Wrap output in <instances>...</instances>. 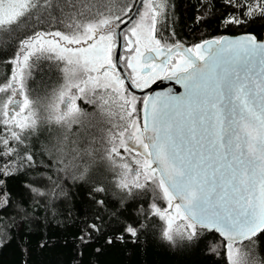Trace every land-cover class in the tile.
<instances>
[{
    "label": "snow or ice",
    "instance_id": "6c2138e0",
    "mask_svg": "<svg viewBox=\"0 0 264 264\" xmlns=\"http://www.w3.org/2000/svg\"><path fill=\"white\" fill-rule=\"evenodd\" d=\"M141 3L145 11L130 30L137 45L135 56L127 60V67L135 74L133 83L147 87L161 74L170 73L168 78H175L185 88L184 97L145 99L142 128L134 115L136 98L123 94L124 82L115 74L118 60L113 62L112 51L114 33L124 23L120 15L107 13L99 0H0V42H6L40 12L47 14L49 23L72 22L66 25V32L34 31L20 40L18 51L9 61L15 65L13 74L0 84V93L8 94L0 100V116L5 118L0 124L7 133L0 135V158L19 157L21 167H36L29 151L21 156L18 150L25 144V130L34 132L40 119L36 112L39 102L30 98L25 89V68H31L29 61L33 57L63 62V66L57 63L56 67L69 82L59 93V104L64 107L60 110L56 106L55 121L74 119L80 111L77 93L84 94L89 86L93 91L103 88L113 94L120 100L128 120L118 139L113 137L117 142H110L111 147L104 149L105 156L111 160L112 154L120 155L119 148H123L142 157L135 159L138 169H129L126 163L122 167L135 177L132 187L147 190L148 181H154L159 189L156 198L162 196L167 201L168 208L164 210L152 205V215L166 221L163 239L175 245L177 238L195 242L204 232H217L228 241L229 261L235 264L233 246L245 240L255 245V238L264 233V39L245 34L237 39L205 40L191 47L179 42L162 46L153 33L166 0ZM225 4L247 11L242 16L229 13L222 17L224 25L244 24L257 16L264 18V0H225ZM206 16L207 13L197 16L196 22H202ZM145 39L148 44H144ZM128 43L131 45L132 41ZM141 45H151L150 53L156 56L144 55ZM161 56L163 59L157 64L156 58ZM74 70L86 75V79L75 82ZM138 80L143 83H137ZM94 143L89 140L81 146L74 142L70 155L66 153L52 161L48 167L54 168L56 179L42 169L39 180L48 181L49 185L40 187L33 181L21 187L34 199L56 195L59 173L69 167H82L79 178L88 174L90 164L81 166L77 160L91 158L99 151ZM19 170L11 160L0 165V210L11 204L7 178ZM141 175L144 183L139 182ZM120 187L130 191L127 183ZM94 191L104 189L101 186ZM22 203L23 196L17 211L26 215ZM97 203L102 205L103 201ZM177 221L180 223L176 224ZM124 231L136 237L138 228L127 225ZM81 241L87 243V236H81Z\"/></svg>",
    "mask_w": 264,
    "mask_h": 264
},
{
    "label": "trees",
    "instance_id": "16d2710c",
    "mask_svg": "<svg viewBox=\"0 0 264 264\" xmlns=\"http://www.w3.org/2000/svg\"><path fill=\"white\" fill-rule=\"evenodd\" d=\"M137 2L99 0L107 13L120 15L123 21L130 17ZM253 2L248 0V3ZM144 9L142 5L136 19L123 33L127 34L128 29L140 20ZM244 11L247 9L228 7L225 0H166L164 13L157 17L153 37L163 46L177 42L197 44L242 34H255L262 39L264 18L260 16L239 25L222 23V17L227 14L242 16ZM205 13L206 18L197 23L196 17ZM71 23H49L47 14L40 12L27 24H22L6 42H0V84L13 74L15 65L9 61L18 51L20 40L34 31L66 32V25ZM57 63L63 66V62L55 59L33 57L29 61L31 68H25V89L30 98L39 102L36 112L40 119L34 132L25 130V144L18 150L21 156L25 150L29 151L36 167H21L19 157L0 158V165L11 160L12 166L20 169L6 181L11 204L0 210V264H230L228 242L214 231L204 232L195 242L177 238L173 245L163 239L166 221L152 215V205L164 210L168 208L167 201L162 196L156 198L159 189L154 181H148L147 190L132 187L135 177L122 165L126 163L129 169L136 170L135 159H142L140 156L119 148L120 155L112 154L111 160L106 158L104 149L116 143L113 137L118 139V136L111 132L113 120L105 113L101 114L99 109L95 114L91 108L86 106L83 110L79 105L80 111L71 122L55 121L59 93L62 85L68 82L65 74L56 67ZM29 71L31 75H28ZM7 95L0 93V100ZM50 115L52 119H49ZM2 119L5 118L0 116ZM6 134L5 126L0 124V135ZM89 140L95 141L94 147L99 151L91 158L77 160L81 166L90 164L84 178H79L82 167L79 170L69 167L59 173V187L54 189L56 195L47 199H34L21 187L23 183L33 181L40 187L49 185L48 181L39 180L41 170L56 179L54 168L48 167L52 161L66 153L70 155L74 142L83 146ZM139 182L144 183L142 175ZM122 183H127L130 191L120 187ZM101 186L104 191H94ZM21 196L26 215L17 211ZM97 201H103V204ZM141 224L144 227L140 228ZM90 225L96 228L91 229ZM127 225L138 228L136 237L124 231ZM173 227L175 229L176 225ZM198 231L202 230L198 228ZM81 236H87V243L81 241ZM255 239V245L246 241L233 246L235 264H264V233ZM213 247L214 252L210 251Z\"/></svg>",
    "mask_w": 264,
    "mask_h": 264
},
{
    "label": "flooded vegetation",
    "instance_id": "af4514ba",
    "mask_svg": "<svg viewBox=\"0 0 264 264\" xmlns=\"http://www.w3.org/2000/svg\"><path fill=\"white\" fill-rule=\"evenodd\" d=\"M130 26V25H129ZM128 26V27H129ZM127 27V28H128ZM115 36V50L112 51V56H113V62L116 63V50H117V39H116V34L114 33ZM127 37V39L125 38ZM122 38H123V51L121 54V58H120V64L121 67L124 71V73L126 74V76L128 77V79L130 80V82L132 83V85L138 89V90H145L147 88H149L150 86H152L156 81L162 80V79H167L170 76V73H163L161 74L159 77H157L156 79L152 80L149 82L147 87H137L134 83L133 80L135 79V74L132 72V69L127 67V60L129 57L135 56V52L133 51V48L135 47V41L133 40V38L122 32ZM131 40L132 44L129 45L128 41ZM183 44L185 47H191L194 44ZM75 47V46H73ZM150 52L149 49H146L144 52H142L144 55H149L148 53ZM152 56H156V54L154 52H152ZM163 57H157L156 58V63L159 64L160 60H162ZM74 80L75 82H81L83 79H86V75L82 74L79 72V70H74ZM115 74L119 75L121 77V79L123 80V94H125V96H127L128 98H132L135 97L137 104V113H135V116H138V123L140 124L141 128H142V107H143V101L146 99V96H137L135 94H133L129 88L128 85L126 84L124 75L120 72L118 66L115 69ZM93 76L96 75V73H92ZM69 82V81H68ZM65 82L63 85H65ZM137 83L142 84L143 81L142 80H138ZM62 85V86H63ZM73 92H76L75 89H73ZM77 100H76V104L77 107L79 108V105L81 108H83V110L87 109V107L91 108V110L94 111L95 114H97V111L100 109L101 114L105 113V116L111 118L113 120V127H111V132L114 133V135L119 136V131L122 130L126 124H127V120L128 117H124V119H121L123 112L122 111V107L118 110H114L115 108V103L117 102L114 98L115 96L113 94H111L110 92H106L103 88H97L95 89V91L92 90V87L89 86L88 88L85 89V93L84 94H79L77 93ZM116 101V102H115ZM111 104V106L109 107V105ZM117 104H119V102H117ZM83 106V107H82ZM87 106V107H86ZM58 107L60 110H63V105L59 104L58 102ZM111 115H109V114ZM112 113H116V115H113Z\"/></svg>",
    "mask_w": 264,
    "mask_h": 264
},
{
    "label": "water",
    "instance_id": "95a60500",
    "mask_svg": "<svg viewBox=\"0 0 264 264\" xmlns=\"http://www.w3.org/2000/svg\"><path fill=\"white\" fill-rule=\"evenodd\" d=\"M142 8V3L141 0H138L132 14L130 15L129 18H131V20L126 19L124 21V23H122L120 25V28L116 29L115 34L119 33V35H116V39H117V50H116V63L117 66L120 70V72L124 75L126 84L128 85L129 90L137 95V96H146V99H156V98H167V97H184L185 96V88L181 83H178L177 80L175 78H167V79H162L159 81H156L152 86H150L149 88L145 89V90H138L136 89L132 83L130 82V80L128 79V77L126 76V74L124 73L121 64H120V58H121V54L123 51V38H122V32L124 29H126L129 25L132 24V22L136 19V17L138 16L140 10ZM126 25V26H125ZM245 34L242 35H238V36H223L229 39H237L241 36H244ZM264 39V36L263 38ZM148 54H152V52L148 53ZM142 127H143V107H142ZM179 202V201H176ZM217 233V232H216ZM222 239H224L226 242H228L226 240V238H224L223 236H221L219 233H217ZM247 240L243 241L246 242ZM241 242V243H243ZM238 244V243H237Z\"/></svg>",
    "mask_w": 264,
    "mask_h": 264
},
{
    "label": "rangeland",
    "instance_id": "374dc122",
    "mask_svg": "<svg viewBox=\"0 0 264 264\" xmlns=\"http://www.w3.org/2000/svg\"><path fill=\"white\" fill-rule=\"evenodd\" d=\"M144 11H145V9L143 10V12H142V15H143V13H144ZM139 22V21H138ZM136 24H134L133 26H131L129 29H128V31H127V34L128 35H130L132 38H133V40L135 41L136 40V38L135 37H133L132 35H131V28L132 27H134ZM115 37V36H114ZM115 41H114V44H113V49L115 48ZM144 44H148V41L145 39L144 40ZM162 45V44H161ZM163 46V45H162ZM137 47V45H136V43H135V47L133 48V51L135 52V48ZM150 48H151V45H148V47H145V46H143V45H141V52H144L146 49H149L150 50ZM125 95V94H124ZM21 99H22V97H21ZM117 102H119V104H117V102L115 103L116 105H115V108H114V110H118L119 111V109L121 108V102H120V100L118 99V98H116L115 99ZM111 106V104L109 105V107ZM121 112H123V115H122V117H123V119H124V117L126 116L125 115V112H124V110L122 109V111ZM127 117V116H126ZM137 147H139V146H137ZM132 154L135 156L136 155V153L135 152H132ZM139 158H142V157H139ZM169 211H171V209H169Z\"/></svg>",
    "mask_w": 264,
    "mask_h": 264
}]
</instances>
